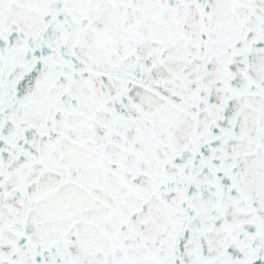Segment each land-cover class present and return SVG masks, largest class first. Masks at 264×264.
<instances>
[{
	"label": "snow or ice",
	"instance_id": "obj_1",
	"mask_svg": "<svg viewBox=\"0 0 264 264\" xmlns=\"http://www.w3.org/2000/svg\"><path fill=\"white\" fill-rule=\"evenodd\" d=\"M0 264H264V0H0Z\"/></svg>",
	"mask_w": 264,
	"mask_h": 264
}]
</instances>
